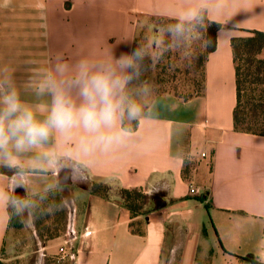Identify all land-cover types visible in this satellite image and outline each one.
Here are the masks:
<instances>
[{
  "label": "crops",
  "instance_id": "obj_1",
  "mask_svg": "<svg viewBox=\"0 0 264 264\" xmlns=\"http://www.w3.org/2000/svg\"><path fill=\"white\" fill-rule=\"evenodd\" d=\"M199 4L0 0V63L11 65L23 88L57 53L73 63L105 59L110 51L118 56L133 46L140 16L177 19ZM206 18L225 27L205 58L199 94L185 101L154 96L134 137L83 158L85 182L74 178L60 185L62 170L32 177L30 193H43L54 181L51 190L62 195L64 208L69 204L58 235L29 236L39 264L59 259L60 246L72 251L62 264H264V136L233 128L230 47L240 30L264 32V0H209ZM23 98L34 100L30 93ZM79 135L60 147L75 151ZM200 152L207 157L191 159ZM10 175L0 172V188H7ZM187 179L194 194L188 193ZM93 180L140 190L147 197L143 213L132 216L115 200L91 194L87 184ZM132 223L140 233L131 231ZM10 229L9 221L0 220V256Z\"/></svg>",
  "mask_w": 264,
  "mask_h": 264
},
{
  "label": "clouds",
  "instance_id": "obj_2",
  "mask_svg": "<svg viewBox=\"0 0 264 264\" xmlns=\"http://www.w3.org/2000/svg\"><path fill=\"white\" fill-rule=\"evenodd\" d=\"M209 0L186 9L168 27L173 44L183 38L199 39L197 25L203 26ZM219 39V33H218ZM206 41L205 47L211 45ZM158 56L167 51L158 37L150 42ZM149 57L148 46L136 45L105 59L81 57L70 62L57 53L46 66L38 67L23 88L11 65L0 63V168L11 172L7 188H0V220L32 227L36 220L53 215L59 207L41 208L46 193L56 187L46 185L43 193L28 191L32 177L66 171V181H86L82 160L95 152H108L135 136L131 127L145 118L146 98L152 93L147 82L134 86ZM30 93L34 100L23 98ZM79 133L75 151L60 145ZM22 190V191H18ZM24 192V195H20Z\"/></svg>",
  "mask_w": 264,
  "mask_h": 264
},
{
  "label": "trees",
  "instance_id": "obj_3",
  "mask_svg": "<svg viewBox=\"0 0 264 264\" xmlns=\"http://www.w3.org/2000/svg\"><path fill=\"white\" fill-rule=\"evenodd\" d=\"M141 17V16H140ZM149 19L148 24L159 27L164 34H168V27L175 23L176 19L162 16H144ZM225 25L206 18L203 26L197 25L200 40L203 43V53L199 54L200 44L198 41L193 46V54L197 55L196 60H192L189 67L193 72L200 75V89L189 92L182 97L172 93L157 92L155 96L171 94L178 99L188 100L200 93L204 78V61L209 52L215 48V34ZM137 31V28H136ZM241 34L230 39L232 60L235 74V105L232 112L233 128L237 132L264 136V59L261 53L264 50V32L257 30H240ZM137 33V32H136ZM137 34L134 38L133 46L137 45ZM211 40V45L205 47L206 41ZM194 61V62H193ZM200 71L198 73V69ZM147 74H142L141 81H145ZM136 122H132L131 127L135 129ZM0 172L10 173L8 169L0 168ZM105 181H91L87 184V190L94 195L105 199H112L127 208L132 216L143 213V207L147 201L138 189H125L118 185ZM114 192V193H113ZM59 207L62 208V195L57 190H50L46 193V199L41 202V208ZM46 218L48 216H45ZM42 217V218H45ZM42 218L35 221V226L42 222ZM10 227L17 229L21 226L19 218L13 216L9 221ZM64 227V226H63ZM63 228L52 233L48 238L58 235ZM133 233H140L139 228L131 225ZM256 263L253 259L248 260Z\"/></svg>",
  "mask_w": 264,
  "mask_h": 264
},
{
  "label": "rangeland",
  "instance_id": "obj_4",
  "mask_svg": "<svg viewBox=\"0 0 264 264\" xmlns=\"http://www.w3.org/2000/svg\"><path fill=\"white\" fill-rule=\"evenodd\" d=\"M149 22L147 17H139L137 19L136 31L138 37L137 45L148 46L149 57L144 61L145 67L142 72V74H147V78L145 81L138 80L133 82L134 86H139L143 82L151 85L152 93L144 101L145 106L157 92L172 93L182 97L189 92L199 90L201 87L200 75L193 72L189 64L197 58V55L193 54V46L197 41L200 44L199 54L204 51L200 38L187 40L181 38L176 42L175 46L168 47L173 44L171 35L164 34L159 27L148 24ZM153 37H158L163 45L167 47V51H164L163 55L156 62L151 58L159 55L150 44ZM261 57L264 59V50L261 53ZM199 71L200 68L198 69V73ZM112 186L115 185L112 184ZM66 207L68 208L69 204H66ZM66 207L62 206L61 210L53 215H48L47 218L44 216L45 218H42V222L38 227L35 224L32 227H26L21 224L17 229L11 227L1 252L0 264H39L34 253L31 252L33 250V243L29 236L35 234L40 240H45L50 234L63 228ZM62 263L56 256L49 259L47 264Z\"/></svg>",
  "mask_w": 264,
  "mask_h": 264
},
{
  "label": "built area",
  "instance_id": "obj_5",
  "mask_svg": "<svg viewBox=\"0 0 264 264\" xmlns=\"http://www.w3.org/2000/svg\"><path fill=\"white\" fill-rule=\"evenodd\" d=\"M205 157H207V155L204 152H200V153L196 154V156L191 157V159L192 160H198L199 158H205ZM187 186H188V193L194 194L196 189L189 179H187ZM58 257H59V260H61V261H63L64 259L65 260L69 259L72 257V251L69 250L68 248H66L65 246H60L58 248Z\"/></svg>",
  "mask_w": 264,
  "mask_h": 264
},
{
  "label": "water",
  "instance_id": "obj_6",
  "mask_svg": "<svg viewBox=\"0 0 264 264\" xmlns=\"http://www.w3.org/2000/svg\"><path fill=\"white\" fill-rule=\"evenodd\" d=\"M66 177H67V173L66 171L62 170L58 176V179H59V184L60 185H65V184H68L70 181L68 182H65L66 181Z\"/></svg>",
  "mask_w": 264,
  "mask_h": 264
}]
</instances>
